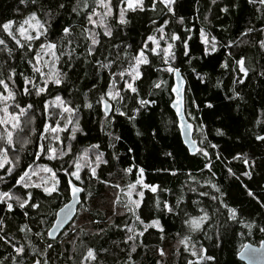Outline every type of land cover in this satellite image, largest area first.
I'll list each match as a JSON object with an SVG mask.
<instances>
[{
  "label": "snow or ice",
  "instance_id": "1",
  "mask_svg": "<svg viewBox=\"0 0 264 264\" xmlns=\"http://www.w3.org/2000/svg\"><path fill=\"white\" fill-rule=\"evenodd\" d=\"M211 2L216 4L217 0H211ZM247 2L260 5L256 10L261 13L260 18L264 19V0H247ZM175 3L176 0H147V3L146 0H74L69 5L66 0H19V4L24 5L28 10L27 15L20 21L6 19L0 23V128H2L0 131V170H3V173L0 174V184H5L7 188V190H0V205L3 206L0 211L5 212L6 216L18 208L23 216L28 217L29 209H40L42 204H51L64 195L60 189L59 172H63L65 177L72 178L65 182L66 190L72 200H78L79 194L85 191L84 187L79 186L85 183V175L89 182L100 180L98 169L110 163L109 159L105 157V152L101 150V145L89 144L77 152H73L72 145V141L77 139V134H84L80 117L82 109L91 110L94 107L89 93L96 97L95 104L102 106L101 130L110 138L108 147L114 148L115 145L111 141L121 139L111 131L115 117H125L129 122H133L142 110H147L156 104L154 99L144 98L141 95L138 82L142 81L144 76L141 70L142 66H151L152 58H159L166 67L156 70L174 74L179 84L183 83L180 68L174 67L172 62L176 59L174 49L177 41L183 44V54L189 55L188 40L182 39L176 32L168 33L166 31L171 17L176 16ZM221 10L227 12L228 8L225 7ZM16 11L19 12V8ZM147 11L157 13L159 16L171 14V17L164 19L161 24L156 26L154 28L156 35H147L146 40L141 41V46L135 51V54H131L129 51L131 45H124L122 48L120 43H115L118 30L131 23L129 13ZM64 12L80 18V22L62 26L59 38L51 39L50 30L53 28L54 22L62 17ZM205 20H207V16H205ZM112 22H114L115 28ZM151 23L157 25L156 19H151ZM177 23L183 24L184 18L179 17ZM98 29L102 30V33ZM254 32L264 36V27L257 29L254 25L249 26L240 33V36L247 37ZM102 37L107 38V43L102 42ZM200 41L204 45L203 55L207 56L217 51L216 37H209L203 29L200 30ZM241 43H248V41L243 40ZM257 43L260 51L264 53V38L258 39ZM234 44L236 41H230L225 47L231 48ZM81 46L85 49L83 56L77 54V50ZM113 48L116 50L115 53L112 51ZM121 52H123V56H121ZM228 55L231 57L232 53L229 52ZM63 57H66V60H62ZM17 60L30 67V75L17 72V65L13 63ZM77 62L92 65L96 79L103 87L98 86V83H93L88 92L83 94V100L73 104L53 89L58 90L68 83L69 73L75 70ZM220 67L230 69L231 72L237 74L233 83L241 85L245 83L244 78L248 77L249 72L255 71L247 67L246 58L243 56L234 59L231 68L227 59L221 63ZM104 72L107 73L106 77L102 75ZM193 72H195L194 68ZM196 75L201 82H204L203 76L199 73ZM259 75L264 77V71H261ZM166 84L167 81L163 79L152 82L151 90L162 89V86ZM179 84L171 87V91L176 96L172 100V107L176 109L177 116L183 120V97ZM220 84L221 82L218 81L217 87ZM74 90L79 91L78 89ZM151 90L148 93L149 96L152 95ZM231 92L232 94L227 99H243L234 88ZM32 97L38 99L26 102L25 98L31 99ZM206 106L212 107L210 103ZM35 112H39L44 117L41 131H37L35 127L36 116L33 114ZM113 113L114 115H112ZM256 123L259 125L261 121L257 120ZM191 127L188 125L189 129ZM199 130L203 134V126ZM61 133L65 134L63 138ZM136 134L141 135L139 131ZM216 135L224 136L225 133L218 128ZM252 136L255 141L264 144V134L253 132ZM205 141L206 136L201 144H205ZM188 143L190 151L194 155L198 153L204 158L203 168L200 171L203 172L204 169H207L212 176H215V172L212 171L215 165L209 150H217L215 159L220 160L219 146L209 142L205 147H196V142L191 140ZM17 144H19L18 149L16 148ZM28 145H34V150L28 152ZM25 153L31 158V162L25 161ZM165 155L170 157L172 153L167 152ZM68 156L71 159L65 160L64 158ZM41 158L48 161H62V163L57 170L48 164L37 163ZM112 159H119V157L116 153H112ZM231 160L240 161L249 169L255 167L254 160L247 154L237 153L231 157ZM65 164L68 166L65 167ZM122 171L125 174L132 173L133 168L128 167ZM164 171L169 170L165 169ZM144 173L145 169L141 167L137 171L135 180L127 183L125 187H121L120 184L112 185L114 188H119L125 197L124 202H121L119 195L115 197L114 202L121 204L124 209V212L119 215L130 214L136 225L135 227L130 226L125 222L122 226V230L126 229L127 232L123 243L129 245L124 264H135L132 254L137 253L138 248L147 247L140 238L144 237L150 229H155L161 234L165 232L161 219L159 216L151 215L153 212L181 217L185 234L181 236L180 233H177V237L178 245L183 247L185 253H188V256L185 257V264H209V262L215 261V257L208 254V249L196 237L203 235L209 241L214 240V236L205 231V228L214 227L210 222L221 208L225 210L226 221L224 225L215 226V240L222 239L221 229L225 232L230 230L228 222H234L242 229H247L248 234H252V231L257 227L261 233H264V224L258 225L255 219H244L237 207L230 206L225 202L227 194L212 179L205 180L201 184L191 172L187 173L189 181L198 184L200 188L207 185L214 193L218 194L210 195L209 192L199 191V196H208L211 201L218 203V207L211 213L204 207H198L199 214L193 215L187 208L181 207L184 204L183 196L178 197L174 205L166 199L161 200L159 193L168 190L161 188L158 184L145 182ZM176 174V171H171V175L175 176ZM226 175L237 181H241V177L251 180L253 172L242 171L237 174L229 166L226 168ZM5 177L13 180L10 187L7 186ZM76 182H79V185ZM104 183H108V181H104ZM241 184L245 194L264 209V199H261L243 181ZM186 186L191 192L198 191L192 184ZM145 190L153 194V197L150 198L152 207L147 210L149 215L142 217L141 210L145 201ZM88 195L91 196V193L89 192ZM192 203L199 205L201 202L194 200ZM67 209H69V205L65 204L60 210L64 213L65 218L68 216ZM82 211L89 212L90 209L82 207ZM43 223L44 220L39 212L32 217V224L37 226L35 231L28 223L16 225L13 228L7 222L6 217H0V246H3L7 252L6 255H0V264H51L50 252L54 248L57 237L53 236L51 231L40 229L39 226ZM95 223H99V221H95ZM111 227L121 228V225L110 223L109 228ZM73 231H75V225ZM105 231L107 229H100L99 232L92 233V236H100ZM16 233H20L22 236L18 238ZM80 233L88 235L83 228L80 229ZM241 234L243 235V233ZM30 236L43 241L44 248L41 249L34 245ZM45 236L51 239L45 240ZM163 238L161 235L160 239ZM76 240H80L84 247V251L80 253L79 264H89V262L100 264L99 253L108 252L106 248L97 250L77 236L69 241L73 245L72 253L78 252ZM243 248L247 251L242 255H247L250 259L257 252V249L251 248L249 245H243ZM261 249L264 250V242L261 243ZM157 251L161 257L167 254L163 248H159ZM177 253H179V247ZM60 255L63 256L64 253H60ZM67 259L76 264L74 255H68ZM157 264H161V261H157Z\"/></svg>",
  "mask_w": 264,
  "mask_h": 264
},
{
  "label": "trees",
  "instance_id": "2",
  "mask_svg": "<svg viewBox=\"0 0 264 264\" xmlns=\"http://www.w3.org/2000/svg\"><path fill=\"white\" fill-rule=\"evenodd\" d=\"M66 2L71 5L74 0H66ZM225 7L228 8L227 12L221 10ZM259 7L258 4H249L247 0H217L216 4H213L211 0H176L174 5L175 17H171V14L159 16L151 11L129 13L131 23L118 30L115 43H120L122 48L124 45H131L129 49L131 54H135V51L141 46V41L146 40L147 35H156L154 28L161 24L164 19L170 17L166 31L168 33L176 32L182 39L188 40L189 55L183 54V44L177 41L174 49L176 59L172 62L174 67L180 68L186 82L183 96L184 113L193 125V139L197 147H205L209 142L217 144L221 159L216 160L215 152L217 150L210 149L212 162L215 165L212 171L215 172V176H212L207 169H204L203 172L200 171L203 168L204 158L198 153L195 155L191 153L182 141L177 126L178 116L172 107V100L175 99L174 92L171 91V87L174 86V77L173 74L166 71L156 70L166 67L159 58L153 57L151 66H142L141 70L144 76L142 81L138 82L141 95L144 98L154 99L156 104L147 110H142L133 122H129L125 117H115L111 131L120 136L121 139L111 141L115 145L114 148L108 147L110 138L101 130L102 107L95 104L96 97L89 93V98L93 101L94 107L91 110L82 109L80 113L84 134H77V139L72 141L73 152H77L89 144H100L101 150L105 152V157L109 159L110 163L98 169L99 181L89 182L87 176H84L85 183L81 185L85 188L82 194V202L74 220L54 242V248L50 252L51 264H73L72 260L67 259L70 254L76 257V264H79L80 253L84 251V247L80 240H76L78 252L72 253L73 245L69 242L77 236L97 250L108 249L107 253H99L100 264H124L129 245L123 243L127 232L126 229L122 230V226L125 222L130 226L135 227L136 225L130 214L119 215V213L124 212V209L121 204L114 202L115 197L119 195L121 202L125 201V197L119 188H114L112 185L120 184L121 187H125L127 183L135 180L137 171L141 167L145 169L143 177L145 182L158 184L161 188L168 190L159 193L161 200L166 199L174 205L176 199L183 196L184 204L181 207L187 208L193 215L199 214L198 207H204L211 213L218 207V203L211 201L208 196H199V191L209 192L210 195L216 193L207 185L200 188L198 184L189 181L187 177L189 172L201 184L205 180L212 179L227 194L225 202L230 206L237 207L244 219H255L258 225L264 224V209L260 208L255 200L245 194L241 184L243 181L261 199H264V144L255 141L252 136L253 132L264 134V77L259 75L261 71H264V53L260 51L257 43L258 39L264 38V36L257 32L251 33L247 37L240 36V33L249 26L254 25L257 29L264 27V19L260 18L261 13L256 10ZM17 8H19V12L16 11ZM27 12L28 10L24 5L19 4V0H0V23L6 19L20 21L27 15ZM205 16H207V20H205ZM179 17L184 18L183 24L177 23ZM153 18L156 19L157 25L151 23ZM79 22L80 18L64 12L63 16L54 22L53 28L50 30V38L58 39L62 26H67L69 23L78 24ZM112 23L115 28L114 22ZM201 29L209 37H216L218 47L215 53L203 55L204 45L200 41ZM98 31L102 33V30L98 29ZM243 40L248 41V43H241ZM230 41H236V44L231 48L225 47ZM102 42L107 43V38L102 37ZM112 51L115 53L116 50L113 48ZM84 52L83 46L77 50V54L81 56L84 55ZM229 52L232 53L231 57L228 55ZM121 56H123V52H121ZM240 56L246 58L247 67L255 70L249 72L248 77L244 78L245 83L242 85L233 83L237 74L231 72L230 69L220 67L221 63L227 59L231 68L232 61L240 58ZM62 60H66V57H63ZM13 63L17 65V72H23L25 75L31 74L30 67L26 64L20 63L18 60ZM193 68L195 72H193ZM65 70L67 71V69ZM197 73L204 77V82H201L197 77ZM102 75L106 77L107 73L104 72ZM160 79L167 81V84L162 86V89L151 90L152 82ZM218 81L221 82L219 87H217ZM93 83H98V86L103 87L97 81L92 65L77 62L75 70L69 73L68 83L58 90H53L75 104L83 100V94L88 92ZM233 88L240 93L243 99H227L232 94ZM150 90L152 91L151 96L148 95ZM37 99L35 97L25 98L26 102ZM209 103L212 105L211 108L206 106ZM33 114L36 116L35 127L37 131H41L44 117L39 112ZM257 120L261 121L259 125L256 123ZM201 126H203V134L199 130ZM218 128L224 131V136L216 135ZM137 131L141 135H137ZM205 136V144H201ZM33 150L34 145L27 146L28 152ZM167 152L172 153V156H166L165 153ZM112 153H116L119 159H112ZM237 153L247 154L254 160V169L247 168L240 161H232L231 157ZM24 158L26 162H31V158L26 153ZM64 159L70 160L71 157ZM60 162L48 161L45 158L37 161V163L48 164L57 170L62 163ZM67 166L65 164V167ZM229 166L237 174L242 171H252V179L248 180L246 177H241V181H237L235 178L228 177L226 168ZM128 167H132L133 172L125 174L122 170ZM165 169L169 171H164ZM173 170L177 173L175 176L171 175ZM2 173L3 170H0V174ZM59 175L61 177L60 189L64 195L51 204H42L40 209H29L28 217L23 216L18 208L7 216L5 212L0 211V217H6L7 222L13 228L16 225L28 223L35 231L37 226L32 224V217L39 212L44 220L39 228L49 231L57 210L70 198L65 182L71 177H65L63 172H59ZM5 179L7 186L10 187L13 180L9 177H5ZM104 181H108V183H104ZM77 183L79 184V182ZM187 184H192L198 191H189ZM0 190H7L5 184H0ZM89 192L91 196L88 195ZM145 192V201L141 210L142 217H147L149 215L147 210L152 207V199L150 198L153 197V194L147 190ZM194 200L201 203L195 205L192 203ZM2 207L0 205V208ZM82 207H88L90 211L83 212ZM151 215L159 216L165 232L161 234L155 229H150L144 237L140 238L147 247L138 248L137 253L132 254L135 264H157V261H161V264H185V257L188 256V253H185L183 247L178 245L177 237V233H180L181 236L185 234L181 217L156 212ZM90 220L93 222L90 223ZM95 221H99V223H95ZM225 221V210L221 208L210 222L214 227L205 228V231L214 236V240L209 241L203 235H197L196 239L208 249L209 255L215 257V261L209 262V264H246L238 259L237 253L246 242L259 244L264 239V233H261L257 227L252 231V234H248L247 229H242L240 225L234 222H228L230 230L225 232L221 229L222 239L215 240V226L224 225ZM110 223L121 225V228H109ZM74 225L75 231H73ZM81 228L88 235L85 236L80 233ZM100 229H107V231L101 233L100 236H92V233L99 232ZM16 235L18 238L22 236L20 233H16ZM161 235H163V239H160ZM30 238L34 245L41 249L44 248V242L39 238L34 236H30ZM44 239L50 240L51 238L45 236ZM21 242L24 241L21 240ZM178 247L179 253H177ZM159 248L165 249L166 256L161 257L159 255L157 251ZM60 253H64V255L61 256ZM6 254L4 247L0 246V255ZM89 264H93V262H89Z\"/></svg>",
  "mask_w": 264,
  "mask_h": 264
},
{
  "label": "water",
  "instance_id": "3",
  "mask_svg": "<svg viewBox=\"0 0 264 264\" xmlns=\"http://www.w3.org/2000/svg\"><path fill=\"white\" fill-rule=\"evenodd\" d=\"M174 77V86H177L179 84L176 76L173 74ZM181 79L183 80L182 84H179L181 88V95L184 96V90L186 87V82L182 76L181 73ZM175 95V93H174ZM176 98V96H175ZM102 107V106H101ZM173 109L176 111V109L173 107ZM183 113H184V105H183ZM188 125H191L192 127L189 129ZM177 126L182 138L183 143L190 149V145L188 143L189 140L194 141L193 139V125L188 121V119L185 116H183V120H181L180 116H178V122ZM187 132V135L185 133ZM197 147V144H196ZM192 153V151H190ZM72 179V178H69ZM77 183V182H76ZM78 184V183H77ZM79 185V184H78ZM81 186V185H79ZM82 193L79 194L78 200H72L71 196L67 202H65L56 212V217L53 221V224L51 225L49 231L52 232V235L55 237H59L60 234L69 226V224L74 220V218L77 215L78 208L82 202ZM69 205V209H67L68 216L65 218L64 213H62L60 210L64 207V205ZM264 242V239L260 241L259 244H254L251 242H246L244 245H249L251 248L257 249V252L251 257V259L247 255H242V253L246 252L247 250L243 247L240 249V251L237 253V257L239 260L243 261L246 264H264V250L261 249V243Z\"/></svg>",
  "mask_w": 264,
  "mask_h": 264
},
{
  "label": "rangeland",
  "instance_id": "4",
  "mask_svg": "<svg viewBox=\"0 0 264 264\" xmlns=\"http://www.w3.org/2000/svg\"><path fill=\"white\" fill-rule=\"evenodd\" d=\"M46 59H47V57H45ZM23 119V118H22ZM0 131H2V128H0ZM65 136V134L64 133H61V137L63 138ZM16 139H19V137H16ZM16 148L18 149L19 148V144H17L16 145ZM69 157V156H68ZM68 157H65V158H68ZM62 162V161H61ZM60 162V163H61ZM33 179H35V178H33ZM144 179V178H143Z\"/></svg>",
  "mask_w": 264,
  "mask_h": 264
}]
</instances>
